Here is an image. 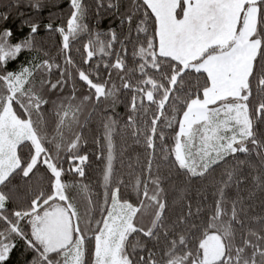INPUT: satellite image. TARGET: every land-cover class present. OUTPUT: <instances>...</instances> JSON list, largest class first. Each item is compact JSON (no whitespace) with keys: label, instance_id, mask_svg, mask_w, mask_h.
<instances>
[{"label":"snow or ice","instance_id":"1","mask_svg":"<svg viewBox=\"0 0 264 264\" xmlns=\"http://www.w3.org/2000/svg\"><path fill=\"white\" fill-rule=\"evenodd\" d=\"M94 3L0 0V264H264V0Z\"/></svg>","mask_w":264,"mask_h":264},{"label":"trees","instance_id":"2","mask_svg":"<svg viewBox=\"0 0 264 264\" xmlns=\"http://www.w3.org/2000/svg\"><path fill=\"white\" fill-rule=\"evenodd\" d=\"M86 3H88L89 5L92 6V12L95 13V3L94 0H85ZM49 7L44 8L41 11V16L45 18V22H47L46 18L48 16V13L50 11L52 12H58L59 9H63L64 11H67L68 9V0H49ZM54 5V6H52ZM27 11V9H22ZM101 11V16L102 18L100 19L99 23H98V27L101 30H107L109 27L112 28H117L119 21L118 19L112 17L110 14L104 13L103 9L100 10ZM94 17H90L89 19H87L85 22L88 23L89 25L92 24V19ZM59 21H57L58 23ZM19 21L18 20H10L9 24L13 27V30L15 32V39H18L21 34L16 31V25H18ZM41 36H44V32H41ZM57 39H58V34H57ZM45 47H47V45H45ZM28 54L26 52H22L20 54V56L18 57V59L14 62L15 66H18L21 62H23L25 60V57ZM77 60L79 61V57H77ZM9 67H13V62H10ZM123 106H119L118 107V111L123 112ZM89 155L92 156L91 152H89ZM92 160L95 162V157L92 156ZM23 253V246L22 245H17L13 251L10 253V257L7 261V264H23V261L25 259H30V255H22Z\"/></svg>","mask_w":264,"mask_h":264}]
</instances>
